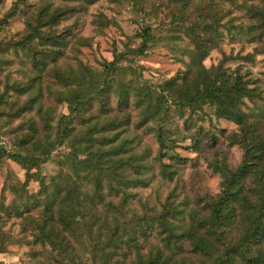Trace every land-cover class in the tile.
<instances>
[{
	"label": "trees",
	"instance_id": "16d2710c",
	"mask_svg": "<svg viewBox=\"0 0 264 264\" xmlns=\"http://www.w3.org/2000/svg\"><path fill=\"white\" fill-rule=\"evenodd\" d=\"M170 1L179 3L183 11L194 4L198 14L194 22L185 26L192 44L187 51L189 61L182 75L168 78L158 87L139 88L142 97L135 103L143 108L139 125L148 123L157 115L167 118L170 101L177 107L179 115H183L186 108L192 113L203 106H211L215 117L237 125L238 129L230 135V144H237L243 151L242 160L235 168L228 165L222 152L214 150L213 156H203L212 171L220 174L221 190L215 195L207 194L205 207L201 209L190 206L188 198L176 189L165 201H159L160 209L157 204L141 201L134 189L148 184L144 175L149 169L143 157L135 152L139 140L127 135L129 117L108 116L112 110L101 99L100 114L93 122L87 123L85 118L77 115L82 105L106 94L109 75L124 68L118 64L120 60L127 54H144L151 39L148 30L140 34L139 46L114 52L113 59L103 62L98 73L89 77L78 73L72 65L57 66L60 48L65 43L64 35L41 30L43 25L52 22L53 17L56 16L57 20L61 16L57 10L48 19L45 8L33 9L28 18L25 16L24 31L12 44L24 49L31 57L33 69L38 72L34 77L52 65L51 76L57 79L59 86L56 100L68 103V113L57 119L53 140L32 142V149L26 153L13 151L8 154L21 164L28 178L33 168H39L50 158L55 147L64 143L70 147L68 157L63 161L69 164L70 171L59 174L67 181L56 188V201H46V218L38 225L35 236L40 244L48 241L56 247V257H62L63 264H200L192 257L197 252L203 254L204 264H264V136L259 121L239 109L247 98L256 95V88L249 86L250 82L239 68L228 72L223 60L208 68L203 64L209 52L220 47L223 31L231 37L245 35L249 41L264 38V2L231 0L230 8H224V0L218 3L216 0ZM141 4L136 2L135 7ZM232 10L242 11L247 23L237 25L229 19L223 21ZM174 16L179 20L182 17L179 14ZM34 38L39 41L37 47L29 46ZM251 55L246 54L243 58ZM127 68L135 73L131 66ZM179 78H182L180 83L177 82ZM31 81L24 85L6 84L0 94V103L4 102L9 88L17 93H27ZM40 95V92L33 94L25 105L18 107L17 114L30 111L34 106L41 114ZM118 103L127 104L128 100L120 96ZM101 115L107 118L100 121ZM52 120L50 113H46V135ZM73 120L77 124H86L75 127ZM201 133H205L203 128L193 133V137L199 141ZM156 135L162 154L170 149L169 143L176 142H168L163 128L158 129ZM1 147L0 144V151ZM193 147L196 151L201 149ZM201 151L203 155L204 150ZM175 173L169 164L161 167V176L168 181L174 179ZM83 180L89 185L85 190L80 185ZM132 200L143 207L151 206L152 214H136L127 219L125 213ZM55 212L56 242L47 233V222L54 219ZM81 227L85 229L84 233H77ZM151 235H156L158 241L150 243ZM69 237L77 245L71 244ZM83 242L84 246L78 250ZM147 242L149 244L145 247Z\"/></svg>",
	"mask_w": 264,
	"mask_h": 264
},
{
	"label": "rangeland",
	"instance_id": "374dc122",
	"mask_svg": "<svg viewBox=\"0 0 264 264\" xmlns=\"http://www.w3.org/2000/svg\"><path fill=\"white\" fill-rule=\"evenodd\" d=\"M141 1L0 0V94L6 84L24 85L32 80L27 93H17L9 88L4 95V102L0 103V264H63V258L56 257V247L48 241L40 244L41 241L35 236L38 225L46 218V201H56V188L67 181V178H61L59 174L70 171L69 164L63 162L68 157L70 147L66 143L55 147L50 158L39 168H33L28 178L21 164L8 157L13 151L26 153L32 149V142L53 140L58 117L69 111L67 102L56 100L59 86L57 79L51 76L52 65L34 77L38 72L33 69L31 57L24 49L12 45L25 29V16L28 18L33 9L45 8L48 19L56 10L61 13L57 20L56 16L53 17L52 22L43 25L41 30L64 35L65 43L60 48L61 56L57 66L63 68L72 65L86 77L95 76L103 62L113 59L114 52L139 46L142 31H149L151 39L147 42L144 54H127L120 60L118 64L124 68L109 75L106 94L85 103L77 112L87 123L93 122L94 117L100 114L101 99L112 110L108 116L129 117L127 135L139 140L135 152L143 157L149 169L144 175L148 184L134 189L141 201L150 205L157 204L160 209L159 201H165L170 192L176 189V192L181 191L188 198L190 206L204 208L207 194L215 195L221 190V177L212 171L203 156L211 157L216 150L223 153L222 157L231 168L241 162L242 149L237 144H230V135L238 129L237 125L215 117L211 106H203L192 113L186 108L183 115H179L177 107L170 101L167 104V118L165 115H157L148 123L139 125L143 117V108L135 104L142 97L139 88L158 87L168 78L183 74L189 61L187 51L192 47L185 26L198 17L194 4L183 11L179 3L170 0ZM260 1L264 2H248ZM136 2L142 3L140 7H135ZM230 4H233L231 0L223 2L224 8H230ZM176 14L182 16L180 20L174 16ZM227 19L237 25L247 23L242 11L232 10L223 21ZM220 38V47L212 49L203 64L208 68L223 60L228 72L239 68V72L250 82L249 86L256 88V95L247 98L239 109L259 121L260 132L264 136V38L261 41H249L245 35L231 37L226 31H223ZM38 42L34 38L29 46L37 47ZM250 53L252 57L243 58ZM180 81L182 78L177 79L178 83ZM39 92V103L43 109L41 114L37 112L36 106L30 111L17 114L18 107L21 108L27 99ZM120 96L127 98L128 103L119 104ZM46 113H50L53 119L47 135ZM105 118L107 116L101 115L99 120L104 121ZM72 124L84 127L86 123L77 124L73 120ZM160 128H163L168 142L176 140L175 144L169 143L170 149L165 154L159 152L157 142L156 132ZM202 128L206 135L201 133L198 141L193 133ZM193 146L201 149L196 151ZM201 150H204L203 155ZM210 157L206 158L209 160ZM163 164H169L175 170L172 181L161 176ZM80 185L84 187L82 190L89 187L86 180ZM150 208L132 200L125 217L128 219L136 214H152ZM47 227V233L56 242V212L54 219L47 222ZM79 231L84 233L85 229L81 227L77 233ZM69 239L71 244L77 245L73 243V238ZM148 240L150 243L158 241L156 235L149 236ZM83 257H86L85 253ZM192 257L194 262L204 264L202 253L197 252Z\"/></svg>",
	"mask_w": 264,
	"mask_h": 264
}]
</instances>
